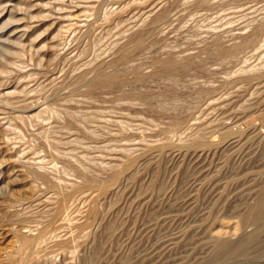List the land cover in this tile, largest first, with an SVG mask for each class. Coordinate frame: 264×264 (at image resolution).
Listing matches in <instances>:
<instances>
[{
    "label": "rangeland",
    "instance_id": "374dc122",
    "mask_svg": "<svg viewBox=\"0 0 264 264\" xmlns=\"http://www.w3.org/2000/svg\"><path fill=\"white\" fill-rule=\"evenodd\" d=\"M263 199L264 0H0V264H264Z\"/></svg>",
    "mask_w": 264,
    "mask_h": 264
},
{
    "label": "bare ground",
    "instance_id": "6f19581e",
    "mask_svg": "<svg viewBox=\"0 0 264 264\" xmlns=\"http://www.w3.org/2000/svg\"><path fill=\"white\" fill-rule=\"evenodd\" d=\"M258 26V25H257ZM258 30V29H257ZM259 31V30H258ZM255 33V32H254ZM172 61V60H171ZM162 62V61H161ZM165 61H163V63H164ZM168 62H170V60H168ZM174 63V62H173ZM165 64V63H164ZM166 65V64H165ZM167 66V65H166ZM165 67V66H164ZM100 72V71H99ZM110 74V73H109ZM107 75H108V73H107ZM110 76V75H109ZM97 77V76H96ZM96 79V78H95ZM119 80V79H118ZM117 81V80H116ZM116 81H115V84H116ZM112 82H114V78H112V77H106V76H103V77H99L98 79H96V81H94V83H91V86L92 85H94V84H111ZM99 86V85H98ZM112 86V85H111ZM89 88V87H88ZM93 88H95V87H93ZM91 89V88H90ZM93 92V91H92ZM227 128V127H226ZM225 129V128H224ZM231 130V129H230ZM230 130H225L226 132H225V135L227 136V135H231V131ZM234 133V132H233ZM193 145H195V144H193ZM135 163V162H134ZM83 171V170H82ZM130 172V171H129ZM122 173V172H121ZM117 174V173H116ZM117 176V175H116ZM119 176V175H118ZM115 177V176H114ZM115 179H116V177H115ZM93 181V180H92ZM91 181V182H92ZM117 181V180H116ZM88 182V181H87ZM114 182V181H113ZM95 183V182H94ZM103 183V182H102ZM80 186V185H79ZM105 186V185H104ZM74 188V187H73ZM106 188H108V187H106ZM71 193V192H70ZM62 197V196H61ZM261 198V197H260ZM62 201V200H61ZM258 203V202H257ZM263 203H264V199H263ZM259 205V204H258ZM256 206V205H255ZM254 206V207H255ZM258 208V207H257ZM261 208V207H260ZM96 209V208H95ZM251 218V217H250ZM23 232H26V231H23ZM22 234V233H21ZM26 234V233H25ZM27 239H26V243H31L33 240H32V238H29V237H26ZM34 238V237H33ZM35 240V239H34ZM25 242V241H24ZM33 243H35L34 241H33ZM32 243V244H33ZM27 245V244H26ZM26 248V247H25Z\"/></svg>",
    "mask_w": 264,
    "mask_h": 264
}]
</instances>
